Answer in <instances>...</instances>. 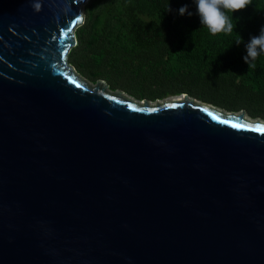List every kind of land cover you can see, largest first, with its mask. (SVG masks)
<instances>
[{
  "label": "water",
  "instance_id": "water-1",
  "mask_svg": "<svg viewBox=\"0 0 264 264\" xmlns=\"http://www.w3.org/2000/svg\"><path fill=\"white\" fill-rule=\"evenodd\" d=\"M88 1L0 0V264H264V120L83 79Z\"/></svg>",
  "mask_w": 264,
  "mask_h": 264
},
{
  "label": "trees",
  "instance_id": "trees-1",
  "mask_svg": "<svg viewBox=\"0 0 264 264\" xmlns=\"http://www.w3.org/2000/svg\"><path fill=\"white\" fill-rule=\"evenodd\" d=\"M183 5L191 15L179 14ZM85 14L69 60L86 81L127 90L137 101L187 94L264 120V53L250 61L254 68L243 60L245 44L264 26V0L227 13L231 34L212 35L194 0H89Z\"/></svg>",
  "mask_w": 264,
  "mask_h": 264
},
{
  "label": "clouds",
  "instance_id": "clouds-1",
  "mask_svg": "<svg viewBox=\"0 0 264 264\" xmlns=\"http://www.w3.org/2000/svg\"><path fill=\"white\" fill-rule=\"evenodd\" d=\"M196 12L199 16L200 23L204 25L212 35L218 33L231 34L235 24L227 13H233L245 9L252 3V0H194ZM32 7L39 11L41 4L36 0ZM187 5H183L178 9L180 15L187 12ZM168 11H171L167 7ZM191 15V12H187ZM237 45L241 43V39L236 41ZM246 55L243 60L249 67H255L254 61L258 55L264 53V26H261L259 35L251 36L245 44Z\"/></svg>",
  "mask_w": 264,
  "mask_h": 264
},
{
  "label": "rangeland",
  "instance_id": "rangeland-1",
  "mask_svg": "<svg viewBox=\"0 0 264 264\" xmlns=\"http://www.w3.org/2000/svg\"><path fill=\"white\" fill-rule=\"evenodd\" d=\"M86 5H87V3H86ZM86 7V6H85ZM85 14V13H84ZM85 18H86V14H85ZM84 21H85V19H84ZM79 75V74H78ZM84 79V78H83ZM94 86H95V84H94ZM103 86H107V84H103ZM107 91H110L108 88L106 89ZM116 91H118V93H121L123 96H125V97H129V98H132V99H135L136 100V98L135 97H133L132 95H130L129 93H128V91L127 90H124V89H118V90H116ZM116 91H112V93H116ZM185 98L184 97V95H178V96H169V97H167V98H164L163 100H156V101H153V102H151V101H148V102H150V104L151 105H153V106H155V105H158V104H162V103H166V102H169V101H173V100H177V99H179V98ZM190 97V96H189ZM190 98H192V97H190ZM220 109V108H219ZM221 110H223V111H226V112H229V111H227L226 109H221ZM231 113V112H230ZM236 113H244V114H246V116H250V114H249V112H247V111H244V110H242V111H240V112H236ZM262 120V119H261Z\"/></svg>",
  "mask_w": 264,
  "mask_h": 264
},
{
  "label": "bare ground",
  "instance_id": "bare-ground-1",
  "mask_svg": "<svg viewBox=\"0 0 264 264\" xmlns=\"http://www.w3.org/2000/svg\"><path fill=\"white\" fill-rule=\"evenodd\" d=\"M184 97H185V95H184ZM178 98H179V97H178ZM184 99H185V98H179L180 101H183ZM173 101H174V100H173Z\"/></svg>",
  "mask_w": 264,
  "mask_h": 264
},
{
  "label": "snow or ice",
  "instance_id": "snow-or-ice-1",
  "mask_svg": "<svg viewBox=\"0 0 264 264\" xmlns=\"http://www.w3.org/2000/svg\"><path fill=\"white\" fill-rule=\"evenodd\" d=\"M174 106V105H173ZM155 109H153V111H154ZM225 122H227V121H225Z\"/></svg>",
  "mask_w": 264,
  "mask_h": 264
}]
</instances>
